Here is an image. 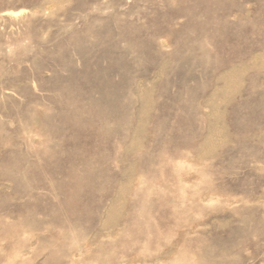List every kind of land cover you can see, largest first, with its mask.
<instances>
[{"label": "rangeland", "instance_id": "obj_1", "mask_svg": "<svg viewBox=\"0 0 264 264\" xmlns=\"http://www.w3.org/2000/svg\"><path fill=\"white\" fill-rule=\"evenodd\" d=\"M0 264H264V0H0Z\"/></svg>", "mask_w": 264, "mask_h": 264}]
</instances>
